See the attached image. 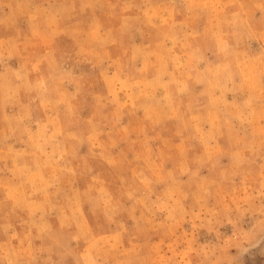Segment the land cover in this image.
Wrapping results in <instances>:
<instances>
[{
	"label": "rangeland",
	"instance_id": "obj_1",
	"mask_svg": "<svg viewBox=\"0 0 264 264\" xmlns=\"http://www.w3.org/2000/svg\"><path fill=\"white\" fill-rule=\"evenodd\" d=\"M0 264H264V0H0Z\"/></svg>",
	"mask_w": 264,
	"mask_h": 264
}]
</instances>
